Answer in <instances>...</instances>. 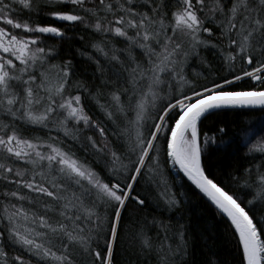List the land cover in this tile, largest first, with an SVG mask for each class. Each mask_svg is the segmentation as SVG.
Returning a JSON list of instances; mask_svg holds the SVG:
<instances>
[{
    "label": "snow or ice",
    "instance_id": "6c2138e0",
    "mask_svg": "<svg viewBox=\"0 0 264 264\" xmlns=\"http://www.w3.org/2000/svg\"><path fill=\"white\" fill-rule=\"evenodd\" d=\"M17 4L95 33L77 49L94 66L91 81L73 58L57 61L60 46L48 42L71 40L74 29L22 20ZM244 80L253 83L239 86ZM228 109L262 115L224 144L223 125L214 132L202 125ZM161 140L165 162L178 165L234 226L241 264H264V214L255 211L264 205V0H0V264H125L121 232L130 205L139 217L136 254L192 264L188 225L173 228L150 211L182 205L161 164ZM233 144L252 161L231 177L250 193L245 200L203 162L211 147ZM156 224L163 234L154 238L148 232ZM206 264L218 262L209 256Z\"/></svg>",
    "mask_w": 264,
    "mask_h": 264
},
{
    "label": "trees",
    "instance_id": "16d2710c",
    "mask_svg": "<svg viewBox=\"0 0 264 264\" xmlns=\"http://www.w3.org/2000/svg\"><path fill=\"white\" fill-rule=\"evenodd\" d=\"M68 7H71V5H68ZM45 11H47V9H45ZM30 16L40 23L53 22L57 23V26H65V24H67L69 29H74V31H69V35L75 38L71 40L65 39L63 41L49 39L48 42L60 46L59 51L61 52V56L56 58L57 61L69 57L73 58L78 71L81 73V77L91 81L93 79L91 73L94 71V66L90 64L86 58L80 57L77 49L88 45L91 40L97 39L98 37L95 33L91 29L85 30L83 25H74L71 22H57L54 19L49 20L43 15L36 16L34 13H29L28 11L20 9V19L27 20ZM79 36H83L84 40H80ZM87 50L89 49L85 48V51ZM207 55L210 61L214 59L212 53H207ZM192 67H196L195 63ZM250 83L253 82L244 80L238 82V85L243 87ZM85 104L86 107L94 110V114L90 112V114H93V119H100L104 122L105 127L111 130V124L105 121L100 111L95 109L91 102L86 101ZM261 115L262 113L258 109H228L217 111L203 120L202 127L205 132H214L219 126L223 125L227 129V135H221L218 139L224 144H227L229 138L248 126L249 122L258 123V118ZM33 131L36 135L46 134L40 131L39 128H34ZM53 135H61V139H64L60 133L54 132ZM110 139L112 140V144L119 147L118 141L111 137ZM65 144L80 157H86L87 161L92 163V156L85 150H82L78 144H74L71 140H66ZM160 145L161 164L164 166L168 178L172 182L178 195L181 193L183 194L182 205L178 210L173 212H169L163 207L159 210L153 208L150 209L152 214L165 223L171 220L173 228L181 224L188 225L187 234L191 246L192 264H206L209 256H214L218 264H241V245L237 243L238 235L234 232L233 225H231L230 221L225 216L219 213L215 206L195 186L177 171L176 167L172 165L170 158L165 162L162 140L160 141ZM235 148V144L227 148H217L213 146L203 157V162L206 171L217 180V183H220L222 187L226 186V190L237 194L242 200H245L246 198H250V193L247 190H241V186L238 182L232 180L231 177L239 174L240 170L247 167L252 161L246 159L245 148L241 147L238 151L235 150ZM258 159L259 157H257V160ZM93 166L96 165L94 164ZM98 170H100L99 167ZM4 187L5 185L3 182H0V190ZM143 190L144 189L139 185L137 186V192ZM24 191L25 194H27L28 190ZM3 199V196H0V203L3 202ZM12 202L16 203L17 201L13 199ZM22 203L23 206L29 210L34 207L36 211L43 214L39 203L35 205H30L26 201ZM255 211L264 214V205L257 204ZM123 215L125 227L121 232V241L122 245L127 246L129 249L127 253L128 261H131L132 264H156L154 256L141 257L136 254L138 251V240L135 238V233L138 226H135V221L139 217L136 215L133 207L130 205ZM148 219L151 221V216H149ZM157 231L163 234V229H160L158 224L152 225L149 228L148 234L155 238ZM262 238H264V236H262ZM173 242L175 243V239ZM14 254H16L15 251L10 250V255ZM128 261H126L125 264H128Z\"/></svg>",
    "mask_w": 264,
    "mask_h": 264
},
{
    "label": "water",
    "instance_id": "95a60500",
    "mask_svg": "<svg viewBox=\"0 0 264 264\" xmlns=\"http://www.w3.org/2000/svg\"><path fill=\"white\" fill-rule=\"evenodd\" d=\"M176 167V169H177V171L179 172V173H181L187 180H188V178L186 177V175H184L183 174V172H182V170H180L179 169V167H178V165H176L175 166ZM189 181V180H188ZM190 183H191V181H189ZM192 184V183H191ZM193 185V184H192ZM193 186H195V185H193ZM199 190V189H198ZM204 195V194H203ZM205 196V195H204ZM206 197V196H205ZM207 198V197H206ZM208 199V198H207ZM209 200V199H208ZM210 201V200H209ZM214 205V204H213ZM229 220V219H228ZM230 221V220H229ZM234 227V226H233ZM238 235V234H237Z\"/></svg>",
    "mask_w": 264,
    "mask_h": 264
},
{
    "label": "rangeland",
    "instance_id": "374dc122",
    "mask_svg": "<svg viewBox=\"0 0 264 264\" xmlns=\"http://www.w3.org/2000/svg\"><path fill=\"white\" fill-rule=\"evenodd\" d=\"M15 7H17L18 9H22V10H24V11H28V10H26V9H23V7H22L21 5H19V4L15 5ZM174 167H175V166H174Z\"/></svg>",
    "mask_w": 264,
    "mask_h": 264
}]
</instances>
